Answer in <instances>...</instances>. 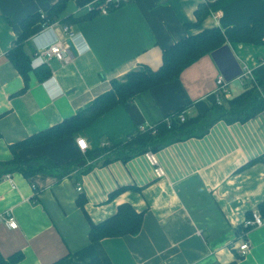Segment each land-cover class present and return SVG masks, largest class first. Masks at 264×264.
<instances>
[{"label":"crops","instance_id":"0c3cea01","mask_svg":"<svg viewBox=\"0 0 264 264\" xmlns=\"http://www.w3.org/2000/svg\"><path fill=\"white\" fill-rule=\"evenodd\" d=\"M57 1L0 0V161L11 158L12 143L75 115L108 91L111 79L143 67L156 70L163 50L173 43L211 27L255 23L256 29L253 41L224 42L175 80L116 103L76 134L18 149L23 159L43 156L57 163L82 156L90 168L60 178L43 173L25 177L18 171L6 173L10 180L2 175L0 216L9 211L17 227L0 220V255L20 253L17 264L59 259L92 264L94 258L101 264H264V223L245 234L241 227L264 200V109L244 121L217 120L202 136L151 151L164 171L160 178L153 175L146 152L125 161L98 153L176 110L190 118L216 98L226 104L251 83L241 75L245 66L264 80V0H222L200 23L194 10L204 0H122L84 20L76 18L93 0H65L55 25L31 26L22 46L30 59L23 79L7 57L21 32L19 23L28 14H45ZM66 18L74 29L71 39L61 30ZM56 41L68 44L65 59L39 66L33 53ZM218 74L227 82L226 95L214 92ZM76 136L84 138L85 154L75 147ZM123 203L142 213L139 231L90 241L88 219L98 223ZM243 239L249 250L238 256Z\"/></svg>","mask_w":264,"mask_h":264},{"label":"trees","instance_id":"16d2710c","mask_svg":"<svg viewBox=\"0 0 264 264\" xmlns=\"http://www.w3.org/2000/svg\"><path fill=\"white\" fill-rule=\"evenodd\" d=\"M121 1L118 2V5ZM220 1L222 0H204V2L200 3L194 10L196 23H200L211 12L213 6ZM64 3L65 0H58L51 5L44 14V18H40L39 13L35 12L26 15L20 21L21 32L15 41V45L7 52V57L23 79H25L26 72L29 69L30 59L22 46L30 34L31 26L41 21L54 22L62 11ZM115 7L109 4L108 10ZM96 13H98L97 10H86V13L76 19H90ZM70 20V18H66L63 21H65L64 23H69ZM255 29V23L251 26L228 27L223 30L218 27L203 29L199 33L187 36L163 50L161 65L156 70L143 67L129 70L121 79H111L109 90L99 94L75 115L12 143L9 146L11 158L6 161H0V178L2 175L13 171H18L25 177L43 173L54 174L60 178L70 176L74 171L82 173L89 170L90 163L87 164V160H83L82 156L75 162L57 163L43 156L23 159L19 157L17 151L28 146L45 144L76 134L95 117L103 114L116 103L129 100L137 92L175 80L187 65L219 47L224 42L253 41L252 35ZM39 66L46 65L41 64ZM47 75L48 70H44L43 77ZM254 79L255 84L246 86L241 93L228 99L226 104L217 105L214 103L203 113L185 118L183 121L178 120L176 117V114L182 109L176 110L166 116L170 121L168 124L163 119L156 122L154 124V132H151L150 129L137 130L125 142L104 145L99 149L98 153L108 155L107 159L114 157L125 161L147 150L153 151L169 142L191 136H202L217 120L223 119L228 122L244 121L264 109V80L256 77ZM77 150L79 151L78 148ZM121 189L118 188L110 192L108 197H114ZM83 200L82 196L77 199V204L80 208L83 206ZM257 209L260 215L264 216V200L257 204ZM88 222V237L90 241L94 242L105 237L137 233L141 227L142 213L136 212L129 204L123 203L117 206L114 214L104 220L93 223L88 219ZM20 258V253H14L7 258L0 255V264H17ZM52 264H63V261L59 259ZM92 264H101V262L99 259L94 258Z\"/></svg>","mask_w":264,"mask_h":264},{"label":"built area","instance_id":"2783aa9c","mask_svg":"<svg viewBox=\"0 0 264 264\" xmlns=\"http://www.w3.org/2000/svg\"><path fill=\"white\" fill-rule=\"evenodd\" d=\"M120 0H93L88 6L87 11L90 10H97L98 12L106 13L108 10V5L112 4L113 6H117L118 2ZM40 18H44V13H39ZM42 27H51L56 24V22H40ZM61 30L66 35L67 39H71L74 35V29L69 23H62L61 24ZM68 47V44L66 41H56L53 44H50L49 46H46L44 48L36 50L33 55L37 61L38 64H49V60L52 58H55L57 60H64L65 56L64 53ZM242 76L247 77L250 80V86L255 84V79L252 74V71L245 66L244 70L241 73ZM214 92L221 95H226L227 93V82L222 74H218L215 78V88ZM215 104L221 105L222 102L220 98H216L214 101ZM176 117L178 120L183 121L185 119L184 116V110L180 111L178 114H176ZM163 121L168 124L169 118L165 117L163 118ZM145 129H150L151 132H154V125L150 126H139L138 131H144ZM74 143L76 147L79 149L81 153H84L87 149V144L83 137L76 136ZM147 159L149 163L152 166L153 175L155 178H160L164 176V171L162 167L157 163L154 155L150 150L145 151ZM6 178L9 179V174H6ZM76 191H81V186L79 184H76ZM0 220L9 228H16L17 223L13 215L6 211L0 216ZM264 223L262 216L258 211H252L249 216H246L244 220L241 223V227L244 231H242L244 234L246 230L253 226H260ZM249 250V243L246 239H243V242L237 247V255L243 256L245 253H247Z\"/></svg>","mask_w":264,"mask_h":264}]
</instances>
